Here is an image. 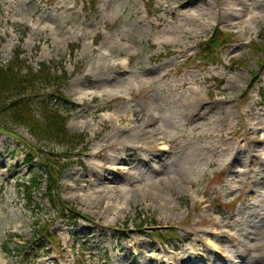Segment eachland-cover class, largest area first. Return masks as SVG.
<instances>
[{"label": "rangeland", "instance_id": "rangeland-1", "mask_svg": "<svg viewBox=\"0 0 264 264\" xmlns=\"http://www.w3.org/2000/svg\"><path fill=\"white\" fill-rule=\"evenodd\" d=\"M218 26L233 35V43L217 62H201L198 45ZM263 31L264 0H2V64L19 48L21 59L35 69L46 63L64 70L70 78L62 90L71 114L67 127L82 135L84 144L72 150L76 157L61 161L66 162L61 198L76 214L58 218L45 195V176L41 189L28 193L24 186L30 173L43 175L38 158L27 163L23 140L34 139L25 129L17 131L21 140L0 134V264H111L123 262L127 248L136 252L134 244L144 245L157 264H182L192 256L207 264L214 251L236 259L235 251L244 247L219 237L215 224L245 208L264 215V188L251 180L264 176V157L249 155V150L264 152ZM128 60L132 77L116 87L107 85V79L126 70L121 64ZM139 70H150L154 81ZM190 92L208 105L226 99L227 116L195 123L189 117ZM143 113L157 118L147 130L155 125L165 130L159 141H124L118 132L133 129V119ZM163 144L170 153L160 164L155 157L163 155ZM141 146L157 147L154 159ZM102 149L100 158L93 157ZM124 150L141 158L133 169L105 162L116 153L125 159ZM231 151L239 153L234 164L228 159ZM243 163L247 174L237 176ZM101 165L108 179L98 184L89 169L101 172ZM155 168L163 173L157 175ZM168 176L161 188L152 186L156 178ZM132 185L145 189L128 192ZM104 186L118 192L109 188L101 201L97 193ZM145 221L177 228L169 251L152 232H143ZM42 227L48 229L47 240L35 243L34 233ZM204 231L212 233V245ZM249 231L264 239L258 224ZM49 237L55 238V248ZM20 240L33 244L19 250L15 243ZM258 250L250 256L254 262ZM263 254L261 248L260 259Z\"/></svg>", "mask_w": 264, "mask_h": 264}, {"label": "trees", "instance_id": "trees-1", "mask_svg": "<svg viewBox=\"0 0 264 264\" xmlns=\"http://www.w3.org/2000/svg\"><path fill=\"white\" fill-rule=\"evenodd\" d=\"M260 38L264 41V31ZM232 43L233 35L217 27L209 38L199 44V60L217 62L222 50ZM254 45L259 47V43ZM261 50L264 53L263 47ZM21 55V49H16L7 64H2L0 55V134L16 136L21 140L17 131L25 129L31 135L34 143L23 140L29 153L27 163L31 164L38 158L43 175L38 177L30 173V180L24 184L25 189L28 193L32 189H41L45 176V195L50 208L56 217L68 218L76 214V209L69 207V203L61 198L62 173L66 169V162L61 161L76 157L72 150L84 144L82 135L71 133L67 127L71 114L69 100L63 96L62 90L70 78L56 64L52 67L41 63L35 69L21 59ZM260 96L264 102V92ZM74 143H77L76 146ZM142 226L152 230L155 237L166 238L163 228L156 222ZM47 230L42 227L33 237L37 241L42 240L48 235ZM169 231L176 235L175 229ZM26 244L18 243L17 246L24 248Z\"/></svg>", "mask_w": 264, "mask_h": 264}, {"label": "bare ground", "instance_id": "bare-ground-1", "mask_svg": "<svg viewBox=\"0 0 264 264\" xmlns=\"http://www.w3.org/2000/svg\"><path fill=\"white\" fill-rule=\"evenodd\" d=\"M123 68H125L126 70H122V71H118L119 76L117 77H111L109 79H107L108 81L106 82L107 85L109 86H113L116 87L122 83H126V81L129 79V77H132L133 74V69H131V66L129 64V60H128V64H121ZM140 74L146 78V80L153 82L154 81V77L152 76V72H150V70H139ZM148 77V78H147ZM191 96L189 97L188 100V110L190 111L191 115L189 116L192 120H194V122H198L199 120H210V119H217L218 122H221L226 116H227V111L224 109V103L226 101V99L222 101H217L215 104L212 105H208L205 103V101H203L197 94H194L192 92H190ZM223 94V93H222ZM135 100V98H134ZM218 108L219 110L217 112H214V109ZM131 110L133 111V108L131 107ZM134 112V111H133ZM216 113V114H215ZM118 123H122V120L118 119L117 120ZM157 121V118L155 115H148L146 113L142 114V117L140 118H134L133 122L136 124L135 127H133V129H129V130H124V131H119L118 134H120V136L124 139V141H129L131 138L133 140H146L147 138H152V139H157V141H159V136H161L162 133L165 132V130L161 127L158 126H153L150 130H147L149 126L154 125V123ZM83 127V126H82ZM139 129V130H138ZM251 129L253 130L252 127H248V131L250 133ZM167 132V130H166ZM167 145L163 144L162 145V150H163V155L162 156H158L155 157L156 159H158V161L160 164L164 163V158L167 156V154H169L170 152H165V150ZM157 147L153 146L152 148H146L144 146L138 147V149H143L147 152L150 153V157L151 160L154 159L152 157V152L156 149ZM233 151V150H232ZM232 151L230 152V154L232 153ZM103 149L99 150L97 153H95L93 155V157H97L100 158V155L102 154ZM112 153H115V151L113 150ZM238 151L236 153H232L229 156V162L231 164H234L236 161H238ZM124 155H125V159L124 158H119L118 153H116L115 155H112L114 157H109L107 156L105 158V162L107 164L109 163H113L114 161H118V162H123L126 163L127 166L131 167L132 169L135 166V162L138 161V158L141 161V158L135 155H130V153L127 150H124ZM140 155H147V154H142L139 153ZM249 155L251 157V159H256L257 157L263 156L264 157V152L263 153H258L254 150H249ZM138 157V158H137ZM240 162V161H239ZM142 162H140L141 164ZM159 164V165H160ZM162 166L160 165V168ZM99 168L101 169V172L97 171V169L94 166H91V168L89 169V173L91 175V177L95 180L96 183L101 184V183H105V180L108 179L106 177V174L104 172H107L108 169L104 166H99ZM160 168H155L154 172L157 171L158 173H156L157 175H161L163 173V171L160 173ZM246 173V169H245V164L243 163V174H239L237 172V176H245ZM262 177L260 180L259 177ZM171 180V177H163V178H156L155 180H153L152 186L154 188H161L164 184L168 183V181ZM251 180L253 181V184L260 188H264V176H262V173H258L255 174ZM84 182H87V179H84ZM127 183L132 184V182L127 181ZM91 186L94 187L95 185L93 183H91ZM150 186V185H149ZM110 188V189H109ZM110 190L113 193L118 192V189L116 188H112V187H108V186H104L103 190H100L97 195L98 198H101L100 200L102 201L104 194L106 193V190ZM145 187H141L138 185H132V189L128 190L132 191V193H139L144 191ZM262 193H264V189H261ZM108 197V196H107ZM105 198V197H104ZM106 199V198H105ZM108 199V198H107ZM110 200V199H108ZM113 202V201H112ZM108 205V209H111V205ZM253 208H245L244 211L240 210L238 212V215H233L231 220H224L221 222L220 225H218V223L215 224V226L218 228L219 234H217L219 237L221 238H227V241H229V243H231V246H241L244 247L243 252H239V251H235V258L236 259H232L231 256L228 255V253L223 254V257L220 258L219 256V251H214L213 252V256L211 259H208V262L210 260V264H264V254L262 259H260V255H261V248L264 249V239L261 238L258 234L256 235L255 232L253 233V231H249V230H255L257 227V224L259 225V227L261 229H264V215H257L256 213H252L251 211H253ZM235 222V224L233 223ZM205 233H207L209 235L208 240H207V244L212 245V233L209 231H204ZM263 236V234H262ZM133 247H137V251L136 252H131L130 249L127 248V251L125 252V254L122 256V260L123 262L119 259V261L117 262L118 264H157L158 260L155 256L153 257H149L148 256V250L144 247V245L142 244H134ZM259 247V250L257 251V259L254 262L253 258H250V256H255V252H253V249H256ZM123 249H121L122 251ZM223 253L227 250L222 248ZM225 250V251H224ZM249 252V254H247ZM130 255L133 256V263L130 260ZM227 255V257H226ZM115 261H113V263L111 264H117ZM207 262V264H209ZM182 264H204L203 262H201V260L197 259L196 257H190L189 259H187V257H184V260L182 261Z\"/></svg>", "mask_w": 264, "mask_h": 264}]
</instances>
